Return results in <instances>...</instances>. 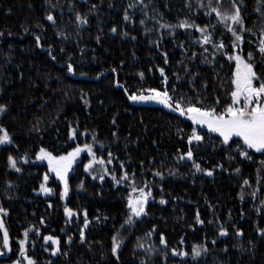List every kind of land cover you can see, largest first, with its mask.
Instances as JSON below:
<instances>
[{"label":"trees","instance_id":"trees-1","mask_svg":"<svg viewBox=\"0 0 264 264\" xmlns=\"http://www.w3.org/2000/svg\"><path fill=\"white\" fill-rule=\"evenodd\" d=\"M130 2L134 0H0V104L7 109L0 113V126L12 138L11 144L0 145V207L7 212L0 213V220L11 249L3 248L0 231V252H4L0 264L17 260L25 230H29L27 254L37 264H264V236L257 233V228H264V152L248 149L253 159L246 160L236 151L233 141L238 139H232L229 147L221 144L218 136L199 129L202 141L190 145L194 127L189 120L168 108L135 104L125 94V88L133 92L141 87L166 86L171 92L175 87L174 95L183 96L185 102L190 98L193 103L201 101L198 106L221 110L230 103L232 89L231 34L217 25L214 39L226 47L216 51L211 44L197 43L200 33L193 29L157 32L151 19L142 26L139 5L128 10L132 19L125 21L124 11ZM188 2L192 9L185 7V0H152L148 11L155 15V8L163 14L162 22L171 24L185 18L195 19L201 26L216 23L214 16L207 17L196 7V0ZM224 6H230L227 0ZM256 7V0H244L242 15L252 32L242 33L245 40L239 54L247 57L253 52V70L264 75V59L256 51L264 27V4L260 12ZM76 12L87 14L88 23L77 25ZM49 13L55 24L46 19ZM145 27L153 31L145 33ZM36 36L41 40L39 47ZM205 57L210 63L204 62ZM68 63L73 65V73L67 71ZM160 68L168 77L167 85L161 83ZM71 130L76 133L73 139L69 138ZM85 143L92 144L97 157L105 161L112 153V163L104 165L109 172L104 180L98 178L103 171L99 165L93 166L91 174L84 171L89 158L83 156L69 177L64 203L53 179L54 196H38L46 167L33 164L36 152L44 147L53 155L66 154ZM189 148L195 162L212 171V176L196 172L187 158L178 160ZM9 155L21 171L8 166ZM229 156L234 158L229 160ZM236 168L241 171L237 173ZM155 171L162 172L163 179L154 176ZM125 172L130 178L135 174L137 186L148 182L153 195L145 207L147 215L121 228L131 189L127 181L116 184L112 174L119 179ZM244 179L249 180L248 185H243ZM161 198L166 203L160 204ZM65 207L76 215L65 216ZM256 208H260L259 214ZM197 212L203 224L196 223ZM221 226L227 236H219ZM154 227L156 231L147 236ZM82 228L84 242L80 239ZM117 230L123 242L113 256L111 238ZM236 230L243 235L236 236ZM161 234L166 248L159 243ZM48 235L60 241L56 255L51 254V242L44 241ZM138 243L144 248H138ZM200 244L208 251L193 259L192 247ZM149 247L156 251L147 253ZM173 249L188 255L173 256Z\"/></svg>","mask_w":264,"mask_h":264},{"label":"snow or ice","instance_id":"snow-or-ice-1","mask_svg":"<svg viewBox=\"0 0 264 264\" xmlns=\"http://www.w3.org/2000/svg\"><path fill=\"white\" fill-rule=\"evenodd\" d=\"M86 2V0H85ZM229 7L224 6V0H196V7L204 11V15L207 17H215L216 23H208L203 26L196 23L195 19L185 18L180 20L177 24H171L162 22L164 17L163 14L157 12L155 8L152 9V12L155 15H151L148 11L149 7L152 4V0H134V2H130L127 5V8L124 11L123 19L125 21H131L132 17L129 14V9L135 10L137 6H140V11L143 14V18L140 20V24L145 25L146 21L151 19L155 21V25L157 26L155 30L158 32L160 29L170 30V33H174L175 29H193L195 32L200 33V36L196 38V42L201 46L211 44L212 48L216 51H220L226 47V45L220 41L217 42L214 39V32L216 30L217 25H221L223 29L231 34L233 38L231 40L232 53L228 56L230 61L235 62V68L232 72L231 85L232 89L229 92L230 103H227L221 110H217L216 106L212 107H202L198 106L201 104V101L197 100L195 103L189 98L187 102L183 96L177 97L174 95L176 92L175 87L172 88L171 92L168 87L157 88V87H141L140 89L129 92L127 88L123 84H117L118 87L125 88V94L129 101L132 102H155L157 104L163 105L165 108L170 109L174 113H178L179 116L185 117L187 120H190L193 125H200L202 127H206L208 132L216 133L221 139L220 143L223 145H227L231 147L229 144L232 141L233 137L239 138L238 141H233L236 143V151H238L239 156L246 159L252 160L253 157L249 154L248 149H253L257 153L264 152V75L257 74L254 69V53L249 52L247 57L239 54L240 45L244 42L245 37L242 33L248 32L251 33L252 29L247 28L245 25V19L242 15V7H244V0H227ZM257 7L255 11L260 12V6L264 4V0H256ZM111 7V5H109ZM74 5L69 4V8H73ZM96 5H92V9H96ZM185 7L188 9H192V4L185 0ZM46 19L49 22L55 24L54 16L49 13L46 16ZM75 20L77 25H85L88 23L87 14L81 15L79 12L75 14ZM39 27V25H37ZM28 31V29H25ZM112 32H116V28H112ZM152 28L145 27L144 32L150 33L152 32ZM58 35H62V33H57ZM127 35V33H124ZM67 38V37H65ZM36 45L39 47L41 45V40L39 36H36ZM133 40L136 39L135 36L132 37ZM97 41L99 42V37H97ZM151 42V41H150ZM157 46H159V41L155 42ZM252 43V41H249ZM183 47V45H181ZM63 51V49L61 50ZM207 51V48L204 49ZM256 51L259 52L261 59H264V27L260 29L259 39L256 42ZM49 55H52L51 51ZM165 55V63H168L167 55ZM196 53L192 54V57H195ZM55 59V56H52ZM204 62H209L205 57ZM183 63V62H181ZM160 72V76L162 79V84L167 85L168 77L165 74L163 68L158 69ZM67 71L69 73H73V65L68 63ZM115 71V69H113ZM185 71H187V67L185 66ZM138 75L143 79L144 73L140 72ZM179 79V77H178ZM191 82V81H190ZM254 82H258L254 83ZM216 104H219V100L216 101ZM6 105L0 104V113L6 112ZM115 122V121H113ZM75 131L71 130L69 132V138H75ZM115 135V133H113ZM96 139L95 137L93 138ZM203 137L197 134L195 128H193L191 135L188 138V143L191 145L193 141L200 142ZM242 142V144L240 143ZM12 138L10 137L8 131L0 126V145L2 144H11ZM103 145H101V148ZM82 152H87L90 159L87 163L84 164V171L91 174L93 171L94 165H99L103 170L99 175V179L101 181L104 180L105 175H108V169L104 167L105 163H112V153H108V159L105 161L103 158L97 157L96 153L93 151V145L89 143H85L83 146L77 145L72 148L71 151H68L66 154L53 155L51 151H48L46 148L41 147L35 154V158L38 161H47V172L45 173L43 180L44 183L40 184V192L47 195L50 194L53 190L50 187L46 186L47 181L49 180V173H53L55 175L56 180L60 182L62 185V191L60 192V198L63 200L69 191V172L72 170L73 164L76 162L77 158L80 157ZM193 151L191 148L178 157V160H190L193 162V167L196 172H204V174L208 176H212V171H207L202 169L200 164L196 163L193 159ZM234 157L229 156L228 159L231 160ZM8 166L11 169L19 172L21 169L17 167L16 160L13 156H8ZM261 166L264 167V161L261 162ZM123 168V164L121 165ZM222 167V166H221ZM235 171L239 173L240 168H236ZM169 174H172L171 172ZM153 175L156 177H160L163 179V174L160 171L153 172ZM112 178L116 184H121L122 182L127 181L130 187V192L126 197V207L128 209L126 218L124 223L121 225L123 228L125 225H130L133 223L134 218H139L142 215H147L145 211V205L148 200L152 197V188L145 182L142 187L137 186L134 183L135 174L133 173L130 178L128 173H124L116 178L115 174H112ZM93 179H97L96 175H93ZM260 176L257 177V182H260ZM249 180L244 179L243 185H248ZM82 186V184H81ZM253 198L256 197V192L253 191L251 193ZM241 199H243V193L241 194ZM160 204L166 203V201L161 198L159 200ZM264 204V201H261ZM255 211L259 214L260 208H256ZM0 213L7 214L6 210L0 207ZM65 216L72 217L76 215L72 209L65 207L64 208ZM43 223V221H41ZM89 221L87 219V211L84 212V226L87 227ZM196 223L203 224V221L200 219V214L197 212L196 214ZM211 223V221L209 222ZM0 231L3 232V248L11 251L9 247V234L7 230L4 228V223L0 220ZM156 231L155 227L146 233L147 236H152L153 232ZM29 230H25L24 237L25 239H21L19 241V252L17 260L13 261V264H37V262L27 254V249L25 247L26 240L28 237ZM257 233L261 236H264V228H257ZM228 231L221 226L219 229V236H227ZM236 236H242L243 233L239 230L235 232ZM80 239L81 242L85 240V234L83 228L80 230ZM45 243L49 241L52 244L51 254L56 255L60 249L59 244L60 241L58 238L53 237L51 235L44 236ZM72 238H68V243H71ZM123 239L120 235L119 230L117 233L111 238V253L113 256L117 255L118 250L121 247ZM159 243L164 245L166 248L167 242L163 234L160 235ZM180 243H184L183 237L181 238ZM213 244L216 243L215 240L212 241ZM249 244H252V241H249ZM138 248H144L143 243L137 244ZM250 250V249H249ZM45 251H48L45 248ZM147 253L151 254L156 251L154 247H149ZM208 249L203 245H193L192 247V257L195 259L199 257L202 253H206ZM227 251V249H225ZM67 255V253H64ZM173 256L185 257L188 255L183 250L173 249ZM0 255H4V252H0ZM143 264V262H142Z\"/></svg>","mask_w":264,"mask_h":264},{"label":"rangeland","instance_id":"rangeland-1","mask_svg":"<svg viewBox=\"0 0 264 264\" xmlns=\"http://www.w3.org/2000/svg\"><path fill=\"white\" fill-rule=\"evenodd\" d=\"M234 62V61H233ZM234 68H235V62H234ZM135 104H147V105H157V106H161V107H164L163 105H160V104H157V103H155V102H134ZM165 108V107H164ZM190 121V120H189ZM191 122V121H190ZM191 124H192V122H191ZM193 125V124H192ZM193 127L196 129V131L199 129V130H206V131H208L207 130V128L206 127H202V126H200V125H193ZM212 134H214V135H216V136H218L216 133H212ZM219 137V136H218ZM220 138V137H219ZM233 139H238L239 140V138H237V137H233ZM83 146V145H82ZM249 150H251V151H253V152H255V150H253V149H249ZM255 153H257V152H255ZM83 156H87L89 159H90V157L88 156V154H87V152H82L81 154H80V157H78L77 158V160H76V162L73 164V167H72V170L69 172V174H68V176L70 177V175L72 174V172H73V169L75 168V166L78 164V163H80L81 162V159H82V157ZM33 164H37V165H41V166H45L46 167V172H47V168H48V165H47V161H38V160H36V158H35V160L33 161ZM44 177V176H43ZM51 179H53L54 181H55V183H57L58 185H59V187H60V189H59V199H60V201L62 202V203H64L66 200H67V198H68V194H67V196L62 200L61 198H60V192L62 191V185L60 184V182L58 181V180H56V178H55V175L53 174V173H49V180L47 181V183H46V186L47 187H50L53 191L50 193V194H47V195H45V194H43V193H41L40 192V190H38L37 191V195L38 196H40V197H42V198H45V199H48V198H51L52 196H54V188L52 187V186H50V180ZM42 183H44V180H42ZM40 188V187H39ZM147 205V204H146ZM146 205H145V207H146ZM137 219V218H136ZM9 253L8 252H6V256L8 255ZM0 256H4V255H0ZM1 258V257H0ZM13 261H15V260H12V261H9V262H6V263H2V264H13Z\"/></svg>","mask_w":264,"mask_h":264}]
</instances>
